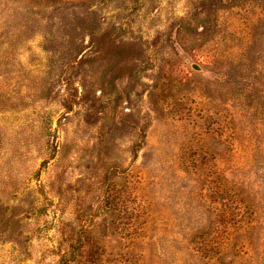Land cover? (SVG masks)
Segmentation results:
<instances>
[{"label":"rangeland","instance_id":"374dc122","mask_svg":"<svg viewBox=\"0 0 264 264\" xmlns=\"http://www.w3.org/2000/svg\"><path fill=\"white\" fill-rule=\"evenodd\" d=\"M0 264H264V0H0Z\"/></svg>","mask_w":264,"mask_h":264},{"label":"water","instance_id":"95a60500","mask_svg":"<svg viewBox=\"0 0 264 264\" xmlns=\"http://www.w3.org/2000/svg\"><path fill=\"white\" fill-rule=\"evenodd\" d=\"M192 67H193L194 69H198V66H197L196 64H192Z\"/></svg>","mask_w":264,"mask_h":264}]
</instances>
